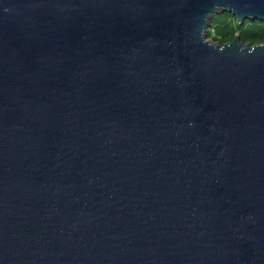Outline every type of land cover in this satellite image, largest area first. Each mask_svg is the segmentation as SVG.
<instances>
[{
  "label": "water",
  "instance_id": "1",
  "mask_svg": "<svg viewBox=\"0 0 264 264\" xmlns=\"http://www.w3.org/2000/svg\"><path fill=\"white\" fill-rule=\"evenodd\" d=\"M264 0H0V264H264Z\"/></svg>",
  "mask_w": 264,
  "mask_h": 264
},
{
  "label": "trees",
  "instance_id": "2",
  "mask_svg": "<svg viewBox=\"0 0 264 264\" xmlns=\"http://www.w3.org/2000/svg\"><path fill=\"white\" fill-rule=\"evenodd\" d=\"M221 17L225 20L219 23L215 22L216 17L211 20L207 40L223 45L238 36L243 45L264 44V22L247 20L240 24L231 14L224 13Z\"/></svg>",
  "mask_w": 264,
  "mask_h": 264
},
{
  "label": "rangeland",
  "instance_id": "3",
  "mask_svg": "<svg viewBox=\"0 0 264 264\" xmlns=\"http://www.w3.org/2000/svg\"><path fill=\"white\" fill-rule=\"evenodd\" d=\"M223 14H224V13H223ZM221 16H222V14H218V15L215 16V17H216V18H215V19H216V20H215L216 23H219L220 21H224V20H225V18L221 19V18H222ZM213 18H214V17H213ZM208 29H209V28H208ZM207 31H208V30H207Z\"/></svg>",
  "mask_w": 264,
  "mask_h": 264
}]
</instances>
